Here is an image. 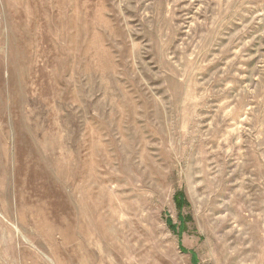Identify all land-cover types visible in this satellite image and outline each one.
<instances>
[{
  "label": "rangeland",
  "instance_id": "1",
  "mask_svg": "<svg viewBox=\"0 0 264 264\" xmlns=\"http://www.w3.org/2000/svg\"><path fill=\"white\" fill-rule=\"evenodd\" d=\"M0 264H264V0H0Z\"/></svg>",
  "mask_w": 264,
  "mask_h": 264
},
{
  "label": "trees",
  "instance_id": "2",
  "mask_svg": "<svg viewBox=\"0 0 264 264\" xmlns=\"http://www.w3.org/2000/svg\"><path fill=\"white\" fill-rule=\"evenodd\" d=\"M176 199L178 200L179 202V206H182V203H184V197L182 194H179L178 196L176 195Z\"/></svg>",
  "mask_w": 264,
  "mask_h": 264
}]
</instances>
